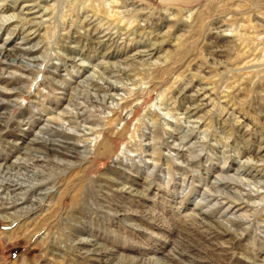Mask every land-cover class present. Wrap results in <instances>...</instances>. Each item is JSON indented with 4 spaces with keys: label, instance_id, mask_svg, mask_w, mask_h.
I'll use <instances>...</instances> for the list:
<instances>
[{
    "label": "rangeland",
    "instance_id": "1",
    "mask_svg": "<svg viewBox=\"0 0 264 264\" xmlns=\"http://www.w3.org/2000/svg\"><path fill=\"white\" fill-rule=\"evenodd\" d=\"M122 1L0 0L39 23L0 24V197L25 199L0 205V264H264V0ZM161 36L165 59L134 57ZM104 124L80 164L32 150Z\"/></svg>",
    "mask_w": 264,
    "mask_h": 264
},
{
    "label": "bare ground",
    "instance_id": "2",
    "mask_svg": "<svg viewBox=\"0 0 264 264\" xmlns=\"http://www.w3.org/2000/svg\"><path fill=\"white\" fill-rule=\"evenodd\" d=\"M130 1H128V0H124V1H122V3H124L123 5H122V7H124V5L125 4H127V3H129ZM131 4V3H130ZM33 7H35L34 5H25L24 6V10H26V13L23 15L24 17H18V16H14V15H11V16H8V17H2V18H0V24H1V27L4 25V23H6V22H8L9 20H12V19H15V22H17V23H21L22 25H27L28 27H35L36 25H38L39 23H34V19H36V17H30L29 18V16H32V15H34L35 13H37L38 11H36V12H31V10L33 9ZM41 16H44V14L43 15H41ZM27 17H28V19H27ZM108 17V19H109V15L107 16ZM82 20L80 21V23L82 22L85 26H86V28L87 27H90V29H92L93 28V32H92V36H95V38H97V39H100V38H105V40H104V42H112V41H114L115 40V38H117L118 36L117 35H127L128 36V31L127 30H125V29H122V27H119L118 25H116V24H112V22L111 21H109L107 18H103V20H105L106 22H104V24L103 25H105V24H108V25H114V28H116L115 30H117L115 33H110V32H107V33H104L103 35H99L101 32H103V29H105L104 27H103V25H99L100 24V21L99 22H97V24H94V23H96V21H97V19L93 16V15H86L85 14V16H83L82 18H81ZM127 20V19H126ZM83 25V26H84ZM107 26V25H106ZM223 25H218V26H216L215 27V30L216 29H219V28H221ZM94 28H96V29H94ZM108 28V27H107ZM106 28V29H107ZM105 29V30H106ZM87 30V29H86ZM107 30H109V29H107ZM114 30V29H113ZM97 31V32H96ZM96 32V33H95ZM130 32H132V31H130ZM117 33V35H115L113 38H111V36L112 35H114V34H116ZM215 33V32H214ZM130 36V35H129ZM162 37V36H161ZM25 40V39H24ZM118 40V39H117ZM155 40V39H154ZM93 41V40H92ZM103 41V40H102ZM102 41H100L99 40V42L98 43H100V42H102ZM116 42V41H115ZM164 44H166V41H165V39H163V37L162 38H160V40H155V41H152V42H150V43H148V44H146V47L144 48L145 50L144 51H136V53L134 54V57H143V56H154L155 54H158V53H162L161 52V48H162V46L164 45ZM144 45V44H143ZM0 54H1V50H0ZM5 54V53H4ZM4 54H2V56H4ZM9 54V53H8ZM115 57V56H114ZM129 58L128 56L127 57H125V61H131V62H133L134 63V60H135V58ZM5 58H6V56H5ZM119 58V57H118ZM140 58V59H141ZM156 58V57H155ZM160 58L161 59H165V56L163 55V53H162V55L160 56ZM137 59V58H136ZM139 59V58H138ZM157 59V58H156ZM124 60H123V62H124ZM163 62H165V61H163ZM125 63V62H124ZM129 65V64H128ZM144 65V64H143ZM147 65V64H146ZM134 83V82H133ZM135 84V83H134ZM201 84H203V88H200V89H198V91H196L195 92V95H188V96H186V98H188V100H187V106H185V107H183L184 108V111H186V114H191L192 116H195L197 113H199L205 106H207V104L205 103V101H206V98H207V95H206V93L207 92H209V91H211L212 90V88H211V86H210V84L208 85V84H205V83H201ZM108 86H106V89H105V91L107 92V93H109V97H116L118 94H115L114 93V91H115V89H114V87L112 86V85H110V84H107ZM96 88L99 90V89H101V90H104L103 89V87H101V86H96ZM130 90V89H129ZM201 91V92H200ZM128 94H130V92H128ZM132 94V93H131ZM182 94V93H181ZM119 97H121L120 95L118 96V98ZM131 97H132V95H131ZM111 98V99H112ZM126 98V97H125ZM125 98H120L119 100L120 101H124L123 103H125V102H127V101H130V100H132V101H130V102H133L134 100H133V97L131 98V99H129V100H126ZM134 103V102H133ZM131 104L129 107L131 108V107H134L135 105L134 104ZM149 113V112H148ZM63 114V113H62ZM150 116L152 117V118H156V119H159V115L157 116L156 114L154 115V114H151L150 113ZM150 117V118H151ZM189 117V116H188ZM75 119H77V117L75 118ZM61 120H63V119H61ZM74 120V119H73ZM114 121V120H113ZM112 121V122H113ZM82 123H84V124H87V122L86 121H81ZM110 122H111V120H110ZM62 123V122H61ZM195 123V122H194ZM113 124V123H112ZM112 124H110V125H102V128L101 129H97L98 131H96V130H94L92 127L90 128H85V129H87L88 131H89V135H88V137L87 138H85L87 135L86 134H82V136L81 137H78V138H76V137H71V136H69V135H65V136H67L66 138L67 139H69V140H74V142L76 141V142H80L81 144H79V145H76V144H78V143H75L74 144V142L73 143H59V141H56V140H53L52 138L51 139H45L44 138V140H42L41 142H38V143H36L37 144V148L36 149H32L35 153H40V155L41 156H43V158L45 157V156H54V157H64V158H74V156H77V158L79 159L78 160V163L80 164V163H82L88 156H90V155H94V157L97 155V151L99 150V147H100V149H101V147H103L104 149H106V144H105V140H103L102 138H101V136H102V133H103V131L102 130H105V129H109V131H112L113 132V134H115L117 131H114L115 130V126H113ZM167 124V123H166ZM197 124V123H196ZM61 125V124H60ZM59 125V126H60ZM79 125V124H78ZM100 126V125H99ZM62 127H64L63 125H62ZM168 127V126H167ZM60 128H61V126H60ZM65 128V127H64ZM73 129V128H72ZM61 130V129H60ZM69 130V129H68ZM121 130V129H120ZM75 131V130H74ZM73 131V132H74ZM83 131H85V130H83ZM77 132V131H76ZM78 133V132H77ZM69 134V133H68ZM190 135H191V133L190 134H187V136H186V138L187 137H190ZM184 137H185V135H184ZM80 138H82V139H80ZM37 142V141H36ZM35 147V146H34ZM82 148V149H81ZM81 149V150H80ZM27 150V149H26ZM29 151V150H28ZM31 151V150H30ZM126 151V148L123 150V152H125ZM32 152V151H31ZM127 152L129 153V151L127 150ZM155 155H154V153H151V157L153 158ZM54 157H52V158H54ZM61 159V158H60ZM58 161V160H57ZM61 161H65V159L63 160H60V164H62V162ZM59 163V162H58ZM74 164H73V162H71V161H65V163H63V166L65 167V169H70V167H72ZM74 167V166H73ZM5 170H9L10 168L9 167H5L4 168ZM72 169V168H71ZM10 187H12V189L13 190H10V192L12 191H14L15 189H14V187H17V184H7V189L8 188H10ZM36 188H38V186L36 187ZM138 195V194H137ZM17 195H14V196H11V193H9L8 195H6V197L5 198H1L3 201L0 203V205L2 206V208H4V209H12V208H14V207H16V206H18V205H21L22 203H24L25 202V199H24V197L22 196V197H20V198H18V197H16ZM5 200V201H4ZM3 205H5L6 207H4ZM0 219L2 220H5V218L4 217H2V216H0ZM95 253V252H94ZM95 254H99V253H95ZM94 257H96V255L94 256ZM103 260V259H102ZM122 264H130V263H128V262H121Z\"/></svg>",
    "mask_w": 264,
    "mask_h": 264
}]
</instances>
